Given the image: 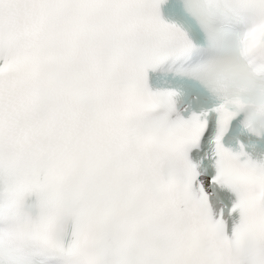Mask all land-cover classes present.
<instances>
[{
    "label": "snow or ice",
    "instance_id": "obj_1",
    "mask_svg": "<svg viewBox=\"0 0 264 264\" xmlns=\"http://www.w3.org/2000/svg\"><path fill=\"white\" fill-rule=\"evenodd\" d=\"M257 57L264 0H0V264H264V159L221 143Z\"/></svg>",
    "mask_w": 264,
    "mask_h": 264
},
{
    "label": "clouds",
    "instance_id": "obj_2",
    "mask_svg": "<svg viewBox=\"0 0 264 264\" xmlns=\"http://www.w3.org/2000/svg\"><path fill=\"white\" fill-rule=\"evenodd\" d=\"M257 61L264 64V57H257ZM240 112L245 113L243 123L250 130L257 131L264 127V100L250 102ZM239 184L242 193L254 200H258L264 191V181L252 170L242 172Z\"/></svg>",
    "mask_w": 264,
    "mask_h": 264
}]
</instances>
